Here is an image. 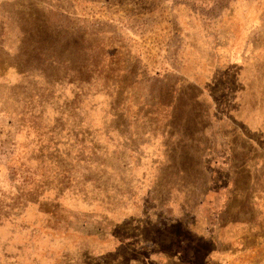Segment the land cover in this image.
Masks as SVG:
<instances>
[{
    "label": "rangeland",
    "instance_id": "rangeland-1",
    "mask_svg": "<svg viewBox=\"0 0 264 264\" xmlns=\"http://www.w3.org/2000/svg\"><path fill=\"white\" fill-rule=\"evenodd\" d=\"M0 264H264V0H0Z\"/></svg>",
    "mask_w": 264,
    "mask_h": 264
}]
</instances>
